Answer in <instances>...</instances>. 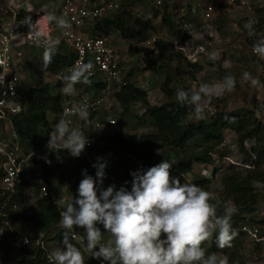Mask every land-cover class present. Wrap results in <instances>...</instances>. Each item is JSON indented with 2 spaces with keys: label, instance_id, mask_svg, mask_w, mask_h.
Returning <instances> with one entry per match:
<instances>
[{
  "label": "trees",
  "instance_id": "1",
  "mask_svg": "<svg viewBox=\"0 0 264 264\" xmlns=\"http://www.w3.org/2000/svg\"><path fill=\"white\" fill-rule=\"evenodd\" d=\"M60 0H49L55 3ZM134 0H122L121 8L115 12L105 14L101 17L91 20L92 24L88 34L98 37H108L113 32L119 33L122 39L127 42L141 44L154 33V25L151 19L143 20L134 16L126 10L125 5H132ZM177 11V10H176ZM256 33L264 28V7L256 8ZM26 15H31L20 10L17 18L20 20ZM11 14L6 10L0 12V32L1 24L10 20ZM160 17V23L166 28L165 34L168 38H177L180 30L175 23L174 15L167 14L166 11H154L152 18ZM216 21V20H215ZM246 35L244 45L249 47L252 52L254 36L249 37L246 30L242 28ZM158 39L156 44L160 41ZM246 43V44H245ZM155 44V45H156ZM34 49V47H25ZM172 48V47H171ZM74 54L70 52L62 43L58 45L56 54L53 56L46 73L55 75L56 72L71 64ZM148 69L154 70L158 74L164 75L165 79L160 85V91L163 94L164 101L159 105H150L147 102L145 91L133 84L126 83L112 94L114 101L121 107L123 112H127L134 103H141L144 108V115L147 117L154 131L135 135L130 133H113L101 137L105 142L103 147H97L94 143V136L85 134L92 140V147L88 150L94 156V161L86 158H74L64 150L62 157H57V152L44 151L40 160L41 178L46 184L49 193L58 195L64 186L77 188L82 177V170H87L89 175L95 177V169L92 167L96 163L97 157H100L107 163L105 169L106 178L103 187L116 185L117 188L123 186L125 181H131L130 171L137 169L140 164L143 168L156 166L161 162L162 155L168 149L174 148L179 151L176 163L172 164L170 176L175 174H190L195 177L193 181L198 186L207 185L210 179H201L194 172L196 165L211 167L213 164L210 154L214 153L224 138V131H229L236 139L239 153L249 158L247 169L243 171L233 170L221 177L222 198L230 201L236 209L232 216V227L238 231L239 236H246L240 231L244 214H250L255 211L257 204L256 185L253 181H259L264 186V124L256 117L257 107L252 109L241 107L233 110H226L224 107L216 106L211 115H206L203 120H197L190 117L192 108L189 105H182L175 99V90L171 84L176 81L179 88L189 90L180 82L178 78L174 80L171 73L173 67L169 64L175 63L177 69L184 65L191 72H198L201 66L198 63H190L185 57L177 51H171L164 64H157L151 53H145L142 58ZM43 63V62H42ZM42 68V64H41ZM219 69H221L219 67ZM227 71L226 69L223 70ZM193 79V77H191ZM52 87L49 83L42 80L41 74L29 86L25 101L21 109L16 114H11L8 119L11 122L12 131L16 135L15 143L22 156L38 151L42 148L43 141L47 133L52 129L48 117L55 116L56 120L67 102L63 93L59 90L60 83ZM262 96L264 106V75L261 81ZM85 90L96 89V93L104 88V84L91 83L85 85ZM98 113L90 112V123ZM192 116V114H191ZM225 116L235 117L232 121L224 119ZM105 119V118H103ZM141 119V118H140ZM103 121V120H102ZM182 122V123H181ZM86 122H84L85 124ZM41 130H44L41 132ZM45 157L50 163L45 162ZM32 163H35V156L32 157ZM234 169V167H232ZM212 176L216 169L212 166ZM2 173L0 171V180ZM22 181L15 188L14 193L4 191L0 188V228L4 224L13 227L18 221L29 225L33 232L32 236L25 235L29 239L28 244H22L19 241V247H15L6 257L0 258V264H49L48 252L43 248V242L55 241L61 245L62 232L64 229L60 225L61 209L51 198L50 194L41 195L39 193L40 185L33 181L28 182L24 174ZM72 179V180H71ZM191 182V183H193ZM74 183V184H73ZM73 184V185H72ZM28 186L35 194L34 213L28 215L22 205L28 199ZM130 188V183L128 185ZM217 207V214H222L224 208L215 200L211 201ZM239 222V223H238ZM264 225V221L260 222ZM256 225V223H255ZM74 233L82 237L83 228H73ZM39 236H42L39 239ZM238 236V235H237ZM259 236H264V231L259 232ZM251 242H253L251 240ZM202 242V245L203 246ZM231 243L233 247L218 248L213 236L210 242V250L224 252L229 264H243L240 260L241 241L235 237ZM260 244V243H254Z\"/></svg>",
  "mask_w": 264,
  "mask_h": 264
},
{
  "label": "clouds",
  "instance_id": "2",
  "mask_svg": "<svg viewBox=\"0 0 264 264\" xmlns=\"http://www.w3.org/2000/svg\"><path fill=\"white\" fill-rule=\"evenodd\" d=\"M18 23L28 29L27 35L19 40L30 37L43 47L42 70L46 71L60 44L58 37L50 35L49 27L54 23L61 30V35H68L72 24L66 15L54 12H44L35 21L31 15H26ZM255 24V21L249 20L243 25L249 37L256 34ZM252 52L264 60V39L254 41ZM209 58L215 60V53ZM93 67L91 61H77L62 76V92L71 95L76 84L90 85ZM2 79L4 82V78ZM241 81L252 85L259 82L247 71L241 74ZM236 84V77L229 74L218 82L201 84L195 91L179 88L175 99L182 105L191 106L195 119L203 120L206 118V101L232 92ZM14 85L15 82L9 87ZM91 91L94 93L97 90L93 88ZM19 110L18 104L17 111ZM70 111L86 122L87 125H83L85 131L90 130L87 122L90 112L86 103H80ZM224 119L232 121L235 117L225 116ZM95 122L98 121L92 120L90 126ZM88 144V137L81 130L72 127L70 119L62 117L49 132L46 148L50 152L66 150L71 157L79 158ZM173 150L179 153L174 148L168 149L166 153ZM162 159L165 158L162 156ZM162 159L158 165L149 168L138 164L137 169L129 173L131 181H125L118 188L114 184L106 189L103 187L107 163L102 158L97 157L96 163L92 165L95 177L89 175L86 169L82 170L83 178L78 184L76 198L73 200L72 197V201L59 213V222L64 229L61 247L48 254L49 264H85L81 250L72 243V240L75 241L74 226L85 230L86 247L91 252V257L99 260L100 264H228L226 258L219 259L216 253L206 255L201 245L215 235L218 248L230 246V242L237 236L231 223L233 209L227 207L218 215L216 205L211 202L212 194L194 183L195 177L189 176L193 183L185 179L181 183L179 177H170L172 163ZM45 162L50 163L46 157ZM199 167L206 166H195L194 172L199 178L211 177L212 167H206L210 170L209 177H201ZM182 176L184 178L183 173ZM252 183L256 185L260 182ZM104 233L110 238L106 244L98 246ZM24 242L28 243V240L25 239Z\"/></svg>",
  "mask_w": 264,
  "mask_h": 264
},
{
  "label": "rangeland",
  "instance_id": "3",
  "mask_svg": "<svg viewBox=\"0 0 264 264\" xmlns=\"http://www.w3.org/2000/svg\"><path fill=\"white\" fill-rule=\"evenodd\" d=\"M119 1L122 2V0ZM155 1L156 0H134L132 5H125L122 8H125L134 16L143 20L151 19L154 25V33L161 37V42L156 44L153 48H146L141 44L125 41L121 38L119 33L116 32H113L109 36L111 45L119 48L121 51L123 60L120 65V71L123 79L145 91L147 94V102L150 105L161 104L164 101V97L160 91V85L164 81L165 76L158 74L154 70L148 69L142 58L145 53H151L157 64L161 63L162 65L166 63L165 59L167 55L173 51V49L171 48L169 42L171 38H168L165 35L167 33L166 28L161 25L159 16L156 19L152 18L153 12L166 11L167 14L172 15L173 13V15H175V11L178 9H189L192 6H195L199 13V11L203 9L205 3L212 2L215 7V12L213 15L214 21L211 24L213 25L220 44L222 56L219 59L217 66L221 69L216 70L215 68H212V65L205 58L198 60L201 70L196 73L189 71V69L184 65L182 68L177 69L176 64L173 62L169 64L173 67L171 72L173 74V78L174 80L178 78L180 82H183L186 88L190 91H195L201 84H212L218 82L225 75L229 74L235 76L237 84L232 92L225 93L220 97H212L206 101V115H211L216 106L224 107V109L228 111L241 107L252 109L255 106L257 107L255 115L264 124V106L262 105L263 96L261 84L264 75V60L253 54L250 48L244 45L246 35L242 30L245 22L249 20H256L255 9L264 7V0H247V6H242L240 4V0H160L161 3L159 5H157ZM0 3H3V0H0ZM34 6L36 7V11L41 12L42 10H45L46 12H54L58 14L59 1L52 3L49 2V0H38ZM7 22V20L4 21L1 24V28ZM193 24L197 25V22L193 21ZM52 25L56 27L54 23ZM91 26L92 24L89 23L85 27L84 31L88 33ZM55 29V37L58 35L59 38L61 33L58 32L59 29L57 27ZM195 32L196 34L199 33L200 36L203 37L204 33L202 31L197 32L195 29ZM259 39H264V28L254 36V41ZM21 52L22 58L16 56L15 65H17L16 67L20 70V75H23V81L28 87L33 84L34 80L37 79L40 74L44 82L49 83L52 87L57 85L54 75L42 71L41 64L43 48H23ZM225 69L227 71L224 72L223 70ZM245 71L250 72L259 82L256 85H252L250 82H242L241 74ZM191 77H193V79ZM170 86L175 90V92L179 89L176 81H174ZM61 89L62 86L60 85L59 90L62 92ZM88 92L90 94L92 93L91 90ZM111 92L112 91H109V93L105 94L106 99L104 106L97 112L98 114L95 115L93 121L101 122L102 120L109 118L116 119L121 124L120 133L141 135L154 131V128L144 115V108L141 103H134L129 107L127 112H123L121 107H119L116 101H114ZM73 94L74 92L71 95ZM63 95L65 94L63 93ZM91 96L93 99L102 96L101 90L97 93H92ZM191 114L192 112H190V117L194 119V116H191ZM48 119L52 124L51 127H54L56 117L50 115ZM84 125L86 126L87 124ZM88 126L90 127V130L85 131V134L93 136L95 134V145H97V147H103L105 142L101 141V137L109 135L110 131L106 128L93 130L90 123ZM42 131L44 130H41V132ZM2 134L3 139L8 138L7 127H3ZM212 154H216L218 156V162L211 165L214 170L216 169V173L214 176L211 175V177L208 178L210 181L207 185L200 187L211 193L212 201L215 200L222 206V208L225 209L227 207H231L233 209L232 216H234L236 209L230 201L222 198L223 186L221 183V177L233 170L243 171L247 169L246 162L249 161V158H247L246 155L239 153L236 139L229 131H224L222 143L216 147L214 153ZM176 155H178V152L173 150L168 153H164L162 156L165 159H170L171 161L169 162L174 164L177 161L176 157H178ZM56 156L60 158L63 156V153L57 152ZM69 156L70 155H68V158H70ZM232 167H234V169ZM173 176L174 175H171L170 177ZM189 176L193 177V175H185L183 178L182 175L175 174V177L180 178L181 183H184V179L191 183ZM28 187V199L22 205V209H24L28 215H31L35 211L34 201L36 197L31 187ZM76 190L77 188L64 186L60 193L58 195H54V198L52 199L61 209H63L72 201V197L73 200L76 198ZM256 192L258 197L257 204L255 205V211L250 214L242 215L241 218H243V220L239 222H241L242 225L257 227L260 232L264 231V225L260 223L264 221V186L257 184ZM232 222L233 220H231V223ZM7 225L4 224L3 227L0 228V258L6 257L10 254L12 251L11 249H13V244L16 245L15 247H19V237L21 235H29L31 237L32 233H34L32 228L22 221H18L10 228ZM101 230L103 233L104 230L102 226ZM83 232V240L81 242L72 240V243L81 250L84 256L85 264H100L99 260L91 257L92 254L86 247V232L85 230ZM236 232L238 235L236 238L241 241L242 244L239 251L240 260L243 264H264V243L254 245L247 235L239 236L237 230ZM213 236L215 237V235ZM41 237L42 236H39V239ZM212 237L203 243L202 247L205 249L206 255L216 253L219 259H225L226 256L224 252L210 250ZM109 238L110 237L106 233L102 234L98 242V246L99 244H106ZM42 244L48 254L61 247V245L52 240L43 242ZM228 247H233V244L230 242V246L225 248L227 249Z\"/></svg>",
  "mask_w": 264,
  "mask_h": 264
},
{
  "label": "built area",
  "instance_id": "4",
  "mask_svg": "<svg viewBox=\"0 0 264 264\" xmlns=\"http://www.w3.org/2000/svg\"><path fill=\"white\" fill-rule=\"evenodd\" d=\"M37 2L38 0H3V3H0V11L4 9L11 14L10 20L3 25L0 32V84L3 83V85H0V129L7 127L8 133L7 139H3V134L0 133V171L2 173L0 188L9 192V195H11L14 193L17 185L21 183V177L24 174L28 182L32 183L36 181L40 185L39 193L41 195L50 194L51 198H54V194L49 193L46 184L42 181L40 167V160L43 157L44 151L47 149L46 144L49 139V132L53 130V127L47 133L40 150L32 152L27 156H22L15 143L16 135L12 131L11 122L8 119L9 115L16 114L20 111H17L18 104L21 109L29 88L23 81V76L20 75V70L16 67L17 65H15V57H21L22 48L25 47L43 48L30 37L19 40L20 37L27 35L28 29L26 26L19 25V19L16 16L22 7H26L27 9L25 10L24 8L22 11L31 13L35 20L38 19L43 14L36 11L34 5ZM155 3L159 5L161 2L160 0H156ZM21 4L25 5L23 6ZM240 4L247 6L248 2L247 0H240ZM120 8L121 2L119 0L59 1L58 14L66 15L73 26L68 35H60V43L67 47L74 54V57L70 65L55 73L54 78L56 82L62 85V76L77 61H91L94 65L92 76L90 77L91 83L100 82L104 84V88L101 90L102 96L96 97L95 99L90 96L91 94L88 90H85V84H76L75 87L78 88V91L73 97L74 100L63 107L57 118V120L62 117L70 119L72 127L81 130L84 135L85 128H83V121L77 115L71 114L70 110L80 103H86L89 112L97 113L104 106L105 94L109 93V91H112L111 93L113 94L126 84L120 71V65L123 60L120 49L111 45L109 36H93L85 32L84 29L91 20L115 12ZM214 12L215 7L212 2L205 3L199 13L195 6L189 9H178L175 11L174 20L180 33L177 38H172L169 42L172 49L182 54L190 63L199 64L198 60L205 58L212 65V68L217 70L219 69L217 63L222 53L219 40L211 24L214 21ZM193 21H196L197 25L193 24ZM195 29L197 32L202 31L204 33L203 37L199 33L196 34ZM49 32L51 33V26L49 27ZM160 38V36L154 35L141 43V45L146 48H153L156 41ZM213 53H215V60L209 58ZM2 78H4V82ZM13 82H15V85L10 88L9 85ZM92 127L93 130L106 128L110 131V134L121 131V124L112 118L95 122ZM92 145V140L89 139V144L80 157L94 160L92 157L93 154L88 151ZM33 156H35V163L31 161ZM211 158L214 163L218 162V156L216 154H212ZM164 160L171 161L170 159ZM209 168L199 167V175L201 177H209ZM240 231L245 233L254 243H264V236H259L257 227L242 225ZM25 239L29 243L27 236L21 235L19 237V241L22 244H28L24 242ZM73 239L79 242L82 241L74 232Z\"/></svg>",
  "mask_w": 264,
  "mask_h": 264
},
{
  "label": "crops",
  "instance_id": "5",
  "mask_svg": "<svg viewBox=\"0 0 264 264\" xmlns=\"http://www.w3.org/2000/svg\"><path fill=\"white\" fill-rule=\"evenodd\" d=\"M21 5H25V4H21ZM24 8H25V10L27 9L26 7H22L21 8V10H24ZM44 12H46L45 10L43 11H41V12H39V13H44ZM58 15V14H57ZM60 15V14H59ZM56 27H54L53 25H51V33H50V35H52V36H54L55 37V32H56V29H55ZM58 32L59 33H61V30L59 29L58 30ZM56 37H58V35L56 36ZM23 49V48H22ZM38 49H40V48H38ZM22 58V57H21ZM23 76V75H22ZM78 91V88L77 87H75V91H74V94L73 95H64V96H66V98H67V101H72V100H74V96L76 95V92ZM49 123H50V125H51V122L49 121ZM0 133H2V129H0Z\"/></svg>",
  "mask_w": 264,
  "mask_h": 264
}]
</instances>
